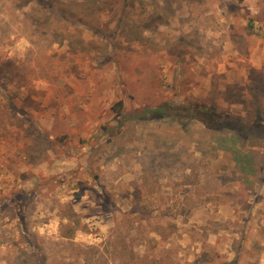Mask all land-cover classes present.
Wrapping results in <instances>:
<instances>
[{
	"label": "rangeland",
	"instance_id": "obj_1",
	"mask_svg": "<svg viewBox=\"0 0 264 264\" xmlns=\"http://www.w3.org/2000/svg\"><path fill=\"white\" fill-rule=\"evenodd\" d=\"M257 120L264 0H0V264H264Z\"/></svg>",
	"mask_w": 264,
	"mask_h": 264
},
{
	"label": "trees",
	"instance_id": "obj_2",
	"mask_svg": "<svg viewBox=\"0 0 264 264\" xmlns=\"http://www.w3.org/2000/svg\"><path fill=\"white\" fill-rule=\"evenodd\" d=\"M139 31L136 32V35H138ZM137 36L136 38L139 39ZM119 104H122V101L119 102ZM201 113H205L209 116L210 120H217L218 119V113L214 110V109H210L206 107H204V109H200L198 110ZM152 112L157 113V114H167L169 112V108L166 105H159L156 106L152 109ZM263 129H262V128ZM243 129H245L246 131H248L249 133L253 134V135H259L262 132H264V122H262L261 124L258 123V120L253 122L252 126H250L249 128L247 126H244ZM211 258V257H210Z\"/></svg>",
	"mask_w": 264,
	"mask_h": 264
}]
</instances>
